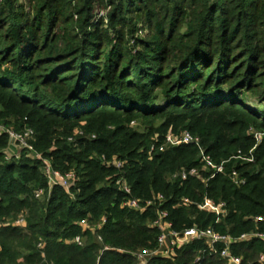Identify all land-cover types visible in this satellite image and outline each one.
<instances>
[{
	"label": "trees",
	"instance_id": "1",
	"mask_svg": "<svg viewBox=\"0 0 264 264\" xmlns=\"http://www.w3.org/2000/svg\"><path fill=\"white\" fill-rule=\"evenodd\" d=\"M0 124L31 128L43 158L77 176L48 192L41 161H6L0 137V264H137L134 253L156 248L155 211L122 207L123 182L133 198L162 195L176 231L264 233V137L254 162L231 159L264 130V0H0ZM183 131L199 146L149 154L154 138ZM201 152L230 159L225 174L174 177L200 170ZM204 197L224 203L226 216L200 211ZM21 216L25 225L12 226ZM206 248L197 241L148 264H225ZM230 251L259 264L264 240Z\"/></svg>",
	"mask_w": 264,
	"mask_h": 264
},
{
	"label": "built area",
	"instance_id": "2",
	"mask_svg": "<svg viewBox=\"0 0 264 264\" xmlns=\"http://www.w3.org/2000/svg\"><path fill=\"white\" fill-rule=\"evenodd\" d=\"M77 134L82 135L81 132L75 133L74 135ZM1 136H6L7 138L6 148L3 150L4 159L6 161H10L12 159L18 160L21 158L23 153H25L32 160L41 161L42 174L46 179L48 192L53 187H60L68 190L69 187L75 182L77 176L73 171L61 172L54 169L51 162L48 159L43 158L42 154L35 149V133L31 128L24 126L21 130H15L12 126L0 124V137ZM252 137L254 141L259 144L261 143L263 134L259 132H252ZM68 141L73 142L74 138L70 137L68 138ZM181 145L199 146V139L187 131H183L179 134L168 132L166 135H164L163 141L160 145H158L157 139L154 138V142L149 147V154L155 150L162 153L167 147H177ZM200 154V170L197 168H192L188 171L183 170L174 177L179 178L181 181H185L188 178L203 181L204 177L202 174L206 172H210L209 178H213L216 175L225 174V162L215 164L209 158V156L205 155L203 152ZM101 160L104 165L112 166L118 170L124 165L123 162L118 160L107 161L104 156L101 157ZM228 176L236 185L245 184V180L235 170H232ZM121 189L127 196L126 200L122 204V207L139 212L141 214L145 213L148 209H153L155 211V219L152 222L151 227L155 228L158 232L156 237V248L143 249L134 253L133 255L136 258L137 264H148V262L154 257L170 259L174 257L177 249L197 241H204L207 247L201 253L208 251L211 255L218 256L224 261L225 264H242V259L238 256H234L231 253L230 248L235 244L247 242L253 238L264 240V233L259 232H252L248 234H242L238 237H231L229 235L216 233L211 228L202 229L198 228L197 226L176 231L173 229L172 223L168 221V213L163 208L165 198L162 195L155 196L153 199L144 200L131 197L132 192L124 182L121 186ZM43 194L44 189H37L34 192V197L35 199L39 200L42 199ZM181 204L183 206H189L192 204L194 205L195 203L191 202L188 198H183L181 199ZM197 207L202 212L214 215L218 220L221 218L223 219L226 216L225 204L222 202L217 203L207 197H204L202 202L199 203ZM255 221L260 222L262 219L260 217H256ZM104 222L105 220H102V223ZM11 225L23 227L25 225L24 217H18L11 222ZM79 225L83 229H88V224L85 220L81 221ZM98 240L100 241L101 239L98 237ZM73 243H75L77 246L82 245L79 236L73 239ZM258 263L264 264V253L259 255ZM193 264H203L202 257H196V260L193 262Z\"/></svg>",
	"mask_w": 264,
	"mask_h": 264
},
{
	"label": "rangeland",
	"instance_id": "3",
	"mask_svg": "<svg viewBox=\"0 0 264 264\" xmlns=\"http://www.w3.org/2000/svg\"><path fill=\"white\" fill-rule=\"evenodd\" d=\"M99 13H103V15L105 14V12H103V11H99ZM135 129H137L138 131H141L142 130V126L137 124ZM259 133H262L263 137H264V130L262 132H259ZM257 146H258V144L254 141V145H253L252 149L249 150L248 154L244 155L242 152L238 151V153L235 156L231 157V159H234L236 161H242V163L254 162L253 151L257 148ZM228 161H223V162H228ZM203 176H204V174H203ZM203 181H205V179ZM72 243H73V241H72ZM195 260H196V258H195Z\"/></svg>",
	"mask_w": 264,
	"mask_h": 264
}]
</instances>
